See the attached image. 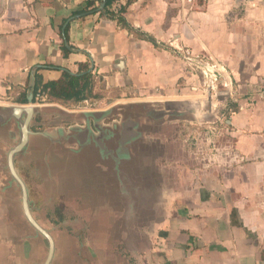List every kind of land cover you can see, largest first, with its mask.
Returning a JSON list of instances; mask_svg holds the SVG:
<instances>
[{
  "label": "crops",
  "instance_id": "obj_1",
  "mask_svg": "<svg viewBox=\"0 0 264 264\" xmlns=\"http://www.w3.org/2000/svg\"><path fill=\"white\" fill-rule=\"evenodd\" d=\"M101 2L77 14L85 0H0V108L28 105L36 74L55 81L80 63L105 94L71 107L44 97L15 161L54 238L51 264H264V0H118L142 38ZM178 46L230 74L233 89L212 95L234 97L224 127L183 113L207 96ZM17 141V121H0V264H44L48 241L7 165ZM59 202L76 213L51 222Z\"/></svg>",
  "mask_w": 264,
  "mask_h": 264
},
{
  "label": "water",
  "instance_id": "obj_2",
  "mask_svg": "<svg viewBox=\"0 0 264 264\" xmlns=\"http://www.w3.org/2000/svg\"><path fill=\"white\" fill-rule=\"evenodd\" d=\"M106 0H102L100 10H104ZM34 88V84L32 85ZM229 98L227 95H218L216 100H213L212 95L209 94L206 98L197 99L189 102V109L184 111L193 123L199 125L215 123L220 119L222 110ZM40 105H34V91L32 90L29 96L28 105H14L10 107L0 108V121L15 120L18 124V141L15 147L8 153L7 165L11 175L17 184L20 194L22 196L24 214L27 221L33 228L39 232L48 241L49 255L44 264H51L55 255V242L53 236L46 228H43L40 223L34 218L30 207V196L27 185L21 177L19 171L16 169L15 161L18 155L24 154L30 145V138L36 135L32 131V126L35 121V115L38 113Z\"/></svg>",
  "mask_w": 264,
  "mask_h": 264
},
{
  "label": "trees",
  "instance_id": "obj_3",
  "mask_svg": "<svg viewBox=\"0 0 264 264\" xmlns=\"http://www.w3.org/2000/svg\"><path fill=\"white\" fill-rule=\"evenodd\" d=\"M101 0H85L83 10L77 12V14L92 13L98 9V3ZM118 0H106L105 10L102 12L104 15H108L112 18H116L118 23L126 28L129 32L136 34L139 37H143L141 33L136 32L133 27L126 20L124 13L127 12L128 7L124 6L116 12L113 8ZM65 39L69 40L68 27L65 28ZM62 53L66 57L71 53V48L66 42L63 43ZM98 82L92 71H90V63H80L78 73H71L66 70L62 76L55 81L45 82L41 74H36L34 83L35 99L38 95L43 100L44 97L52 102H59L64 106H78L84 102H92L99 100L105 96L103 92L97 91L96 86ZM24 102H27V98H24ZM235 106L231 104L230 107ZM63 219V218H61Z\"/></svg>",
  "mask_w": 264,
  "mask_h": 264
},
{
  "label": "built area",
  "instance_id": "obj_4",
  "mask_svg": "<svg viewBox=\"0 0 264 264\" xmlns=\"http://www.w3.org/2000/svg\"><path fill=\"white\" fill-rule=\"evenodd\" d=\"M188 1L193 2L197 0ZM177 50L181 53L182 59H184L189 72L196 81L192 84L195 92H199L204 96H208L209 94L215 96L221 93V88L227 89L230 87L233 89L231 76L223 63L209 56L196 54L189 47L178 46ZM41 102V96L38 95L36 97V104L39 105ZM213 129L217 128L209 125V130Z\"/></svg>",
  "mask_w": 264,
  "mask_h": 264
},
{
  "label": "flooded vegetation",
  "instance_id": "obj_5",
  "mask_svg": "<svg viewBox=\"0 0 264 264\" xmlns=\"http://www.w3.org/2000/svg\"><path fill=\"white\" fill-rule=\"evenodd\" d=\"M28 174H30V175H26V177L28 179V183L30 184L31 196L37 197L38 192L35 189V187H33V185L36 184V181L31 178L30 172ZM47 215H48L49 220L51 222H55V223L62 222L66 218H70V212L68 211L66 204L62 203V202L57 203V205L54 208H50ZM61 218H63V219H61Z\"/></svg>",
  "mask_w": 264,
  "mask_h": 264
},
{
  "label": "rangeland",
  "instance_id": "obj_6",
  "mask_svg": "<svg viewBox=\"0 0 264 264\" xmlns=\"http://www.w3.org/2000/svg\"><path fill=\"white\" fill-rule=\"evenodd\" d=\"M224 88H221V90H223ZM235 93V92H234ZM229 96H230V94H229ZM233 97V96H232ZM234 98V97H233ZM233 98H230L229 100H227L228 102H231L230 100H232ZM216 99V98H215ZM224 110V109H223ZM226 118H228V115H226L225 116ZM221 119H223V116H222V118ZM221 119H219L217 122H215V123H211V124H208V125H211V126H216V127H218V126H225V123L223 124V120L221 121ZM206 125V124H205ZM208 130H209V128H208ZM213 167V166H212ZM73 212L74 213H76V211H74V210H71L70 211V216L73 214Z\"/></svg>",
  "mask_w": 264,
  "mask_h": 264
},
{
  "label": "bare ground",
  "instance_id": "obj_7",
  "mask_svg": "<svg viewBox=\"0 0 264 264\" xmlns=\"http://www.w3.org/2000/svg\"><path fill=\"white\" fill-rule=\"evenodd\" d=\"M101 110V109H100ZM96 162V161H95ZM94 173V172H93ZM103 179V178H102Z\"/></svg>",
  "mask_w": 264,
  "mask_h": 264
}]
</instances>
